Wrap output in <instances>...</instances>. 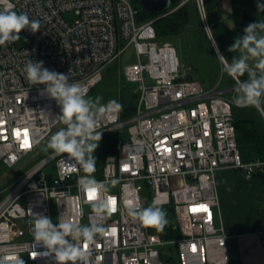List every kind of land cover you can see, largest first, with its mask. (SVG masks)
Listing matches in <instances>:
<instances>
[{
	"label": "built area",
	"instance_id": "2783aa9c",
	"mask_svg": "<svg viewBox=\"0 0 264 264\" xmlns=\"http://www.w3.org/2000/svg\"><path fill=\"white\" fill-rule=\"evenodd\" d=\"M189 1L180 0L163 14ZM193 1L211 36L205 0ZM5 7L38 20L40 29L33 33L26 28L19 40L0 45V162L17 165L61 122L60 106L42 94L44 85L27 81L23 69L29 59L43 61L50 71L70 73L87 96L102 82L106 68L133 45L136 60L122 74L136 83L138 102L133 116L123 119L121 110H113L98 123L102 135L119 132L118 153L106 157L102 177L95 178L117 181L116 189L106 194L116 210L97 215L91 206L95 201L77 187L85 173L78 165L71 170L75 162L67 154L51 151L0 191V259L6 264L17 257L25 264H55L33 240V214H42L54 224L63 220L105 229L86 246L89 264H168L172 245L180 264H227L228 235L217 223L216 172L236 168L251 178L264 169V159L245 161L238 143L232 102L236 82L220 88L222 76L212 86L188 79L190 67L181 63L176 45L160 42L155 19L140 21L131 0H0V10ZM67 11L75 12L74 22L64 16ZM113 99L121 104L117 97L100 103ZM52 160L56 174L49 178L45 166ZM149 189L153 206L174 209L178 238L165 239L128 214L127 207L137 201L146 207Z\"/></svg>",
	"mask_w": 264,
	"mask_h": 264
},
{
	"label": "clouds",
	"instance_id": "9594fccd",
	"mask_svg": "<svg viewBox=\"0 0 264 264\" xmlns=\"http://www.w3.org/2000/svg\"><path fill=\"white\" fill-rule=\"evenodd\" d=\"M257 10L264 12V3L259 0ZM26 28L34 33L40 29V22L11 7L0 10V45L19 40V33ZM228 51L238 53L230 63L223 55L218 58L223 65L222 72L236 82L232 102L240 108L253 107L264 116V21L257 20L245 27L243 36L237 37ZM23 71L31 85H44L42 94H47L60 106L58 119L65 127L50 137L44 150L67 154L68 159L75 162L71 170H76L78 165L85 173L78 177L77 187L87 195L91 192L93 199L90 200L95 201L91 205L93 211L97 215H111L116 210L114 200L106 195L108 183L97 181L92 175L96 170L93 154L102 138V132L98 130L101 116L122 110V105L114 99L104 105L100 103L101 97L86 98L80 85L71 81L70 73L50 71L43 61L29 59ZM245 74L247 79L242 80ZM116 183L111 181L112 185ZM127 212L143 225L159 231L168 224L166 212L157 206L142 207L137 201L127 207ZM31 231L35 244L42 245L43 255L53 257L55 264H89L91 251L86 246L93 244L96 236L103 234L105 229L96 224L81 225L63 220L54 224L50 217L33 214ZM0 264H6V260L0 259ZM14 264L25 262L17 257Z\"/></svg>",
	"mask_w": 264,
	"mask_h": 264
},
{
	"label": "crops",
	"instance_id": "0c3cea01",
	"mask_svg": "<svg viewBox=\"0 0 264 264\" xmlns=\"http://www.w3.org/2000/svg\"><path fill=\"white\" fill-rule=\"evenodd\" d=\"M234 2L239 13L234 12ZM259 2L264 3V0ZM257 3L258 0H205L210 39L217 56L214 41L228 61L238 55L230 53L228 48L244 34L245 26L240 22L245 17L243 12L251 14L255 22L264 21V12H258ZM246 116L242 110L234 112L235 120L253 123ZM256 132L261 134L258 130ZM242 147L245 161L264 159L256 145L245 144ZM216 182L219 195L217 223L224 226L228 235L227 264H264V216L260 214L264 209V169L249 178L242 170L223 167L216 172Z\"/></svg>",
	"mask_w": 264,
	"mask_h": 264
},
{
	"label": "rangeland",
	"instance_id": "374dc122",
	"mask_svg": "<svg viewBox=\"0 0 264 264\" xmlns=\"http://www.w3.org/2000/svg\"><path fill=\"white\" fill-rule=\"evenodd\" d=\"M64 16L68 19L69 22H74L76 19V15L74 11H67L64 13ZM205 29L207 30L206 26ZM174 44L177 47L178 54L182 64H184L185 66H189V65L197 66V70L191 71V73L196 75L195 76L196 78L202 77L209 86L211 83H213L212 85L217 84L220 77L222 76V81L220 82V86H219L220 88L230 86L233 84L232 78L228 76L226 73L222 72L223 65L221 64V62H219V64L213 63L212 58L209 57L208 54L206 55V53L202 54V56H199L198 52L196 51V48L193 46L192 41H189L186 38L184 39L183 37H178L175 39ZM135 60H136L135 48L133 45H131L124 51V53L118 60L111 63L106 68V70L104 71V79L102 80V82H100L98 85H96L93 88L92 92L89 95H87L86 98L95 99L96 97H101L102 99H104L106 96H111V97L114 96L117 93V91H120L121 85L124 84V81H126L122 74L123 67L126 64L131 63ZM127 85L129 89H133L134 91V87L136 86V83L128 82ZM227 94L233 97V92L229 91ZM236 110H240V111L242 110L245 113V115H247L246 117H248L253 122L252 125L257 128L256 130L260 131L261 134H264V126L262 125V122L264 123V118L255 108L253 107L240 108L234 104L233 111L235 112ZM62 127H65V125H63L62 122L58 123L54 127L50 136H48L40 144L36 152L28 156H25L17 165L8 167L2 162H0V191L5 189L8 186V184H10L11 181L20 173V171H23L26 168L30 167L35 161H37L42 156L52 151L51 149L47 151H45L44 149L46 148L50 137L53 134H55L57 131H59L60 128ZM123 135L128 136L127 128L123 129ZM118 140H119L118 131H111L102 135L101 141L99 142V145L93 154L96 158V170L92 175L95 178L102 177L103 166L100 160L103 154V148L105 147V145H116ZM117 146H119V142L117 143ZM241 148L243 149V147ZM45 171L47 172L49 178L55 175L56 161L52 160L51 162H49L45 166ZM108 187L109 190L116 189V185H112L111 183L108 184ZM146 193H147L146 207L153 206L150 189L146 190ZM53 209H54V205H53ZM167 251H168V255L173 257L172 259H170V262L168 263L178 264V259L177 260L175 259L177 257V251L175 246L172 245L171 248H167Z\"/></svg>",
	"mask_w": 264,
	"mask_h": 264
},
{
	"label": "trees",
	"instance_id": "16d2710c",
	"mask_svg": "<svg viewBox=\"0 0 264 264\" xmlns=\"http://www.w3.org/2000/svg\"><path fill=\"white\" fill-rule=\"evenodd\" d=\"M131 1L139 9L138 19L140 21L155 19L154 25L156 28L158 40L160 42L171 41L174 43L175 39L178 37H183L184 39L186 38L189 41L193 42V46L196 48L199 56H202V54L206 53V55L208 54V56L212 58L213 63L219 64L220 60L215 52L210 36L205 29L204 23L201 20L197 5L193 0L181 5L174 11H171L167 14H163L165 12L155 14L149 13L141 6L139 0ZM179 3L180 0H171V6L168 10L174 8ZM234 12H240L235 2ZM243 14L245 17L244 19L240 20L243 26L247 27L250 23L255 22V18L251 14H249L248 12H243ZM188 67H190V72L192 70H197V66L189 65ZM195 76L196 75H194V77ZM197 78L201 80L206 86H208V84L202 77ZM127 83V81H124V84L121 85L120 91H117V93L112 96L119 98L121 101V117L123 119H127L135 114L138 102V94L134 92L133 89H129ZM212 84L213 83H211L210 85ZM108 98H111V96H106L101 101ZM235 124L237 127V138L239 145L242 147L245 144H254L259 148L261 154H263L264 156V135L257 133L255 127L251 122H249V120H235ZM117 143L116 145H105V147L103 148V154L100 160L102 166L108 155L118 153L119 147L117 146ZM165 212L167 214L168 224L165 226L163 231H159L156 228L155 229L165 239L178 238L181 235V231L174 209L169 206V208ZM260 214L264 216V209L260 210ZM172 258L173 257L169 256L167 258V262H170V259ZM175 259L177 260L178 257H176Z\"/></svg>",
	"mask_w": 264,
	"mask_h": 264
},
{
	"label": "water",
	"instance_id": "95a60500",
	"mask_svg": "<svg viewBox=\"0 0 264 264\" xmlns=\"http://www.w3.org/2000/svg\"><path fill=\"white\" fill-rule=\"evenodd\" d=\"M141 6L149 13L166 12L171 6V0H139ZM188 79H193L194 75L189 73Z\"/></svg>",
	"mask_w": 264,
	"mask_h": 264
},
{
	"label": "snow or ice",
	"instance_id": "6c2138e0",
	"mask_svg": "<svg viewBox=\"0 0 264 264\" xmlns=\"http://www.w3.org/2000/svg\"><path fill=\"white\" fill-rule=\"evenodd\" d=\"M28 146H29L28 143L25 142L24 147H28ZM88 197H89V199H93L91 192L89 193ZM113 204H115V201H113Z\"/></svg>",
	"mask_w": 264,
	"mask_h": 264
}]
</instances>
